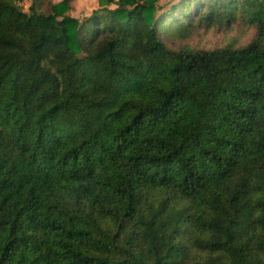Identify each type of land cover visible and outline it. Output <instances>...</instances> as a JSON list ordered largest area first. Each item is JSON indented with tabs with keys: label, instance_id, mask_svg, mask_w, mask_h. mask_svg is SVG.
Returning <instances> with one entry per match:
<instances>
[{
	"label": "trees",
	"instance_id": "16d2710c",
	"mask_svg": "<svg viewBox=\"0 0 264 264\" xmlns=\"http://www.w3.org/2000/svg\"><path fill=\"white\" fill-rule=\"evenodd\" d=\"M0 0V264H264V0ZM111 5V6H110ZM244 43L168 47L233 18Z\"/></svg>",
	"mask_w": 264,
	"mask_h": 264
},
{
	"label": "rangeland",
	"instance_id": "374dc122",
	"mask_svg": "<svg viewBox=\"0 0 264 264\" xmlns=\"http://www.w3.org/2000/svg\"><path fill=\"white\" fill-rule=\"evenodd\" d=\"M55 1L57 0H42L41 8L47 10L48 4ZM177 1L158 0L157 3L160 8L156 10V13L167 10ZM18 3L26 11L30 0H19ZM96 7L97 0H69L66 13L81 20ZM168 31L171 30L162 32L160 36L168 47L211 48L224 43L242 44L253 35L254 27L236 17L229 21L220 20L208 26L194 25L184 34Z\"/></svg>",
	"mask_w": 264,
	"mask_h": 264
}]
</instances>
